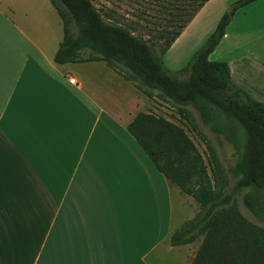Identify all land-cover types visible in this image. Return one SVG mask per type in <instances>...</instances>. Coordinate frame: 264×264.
Masks as SVG:
<instances>
[{"label":"crops","instance_id":"obj_1","mask_svg":"<svg viewBox=\"0 0 264 264\" xmlns=\"http://www.w3.org/2000/svg\"><path fill=\"white\" fill-rule=\"evenodd\" d=\"M52 6L0 0V264H147L165 240L191 264L171 243L186 194L128 128L152 99L104 61L57 63ZM210 59L264 102V0L237 10Z\"/></svg>","mask_w":264,"mask_h":264},{"label":"trees","instance_id":"obj_2","mask_svg":"<svg viewBox=\"0 0 264 264\" xmlns=\"http://www.w3.org/2000/svg\"><path fill=\"white\" fill-rule=\"evenodd\" d=\"M152 1V16L140 9L133 13L138 20L126 24L93 0H51L64 24L55 61L106 62L149 99L171 105L203 139L207 158L185 125L153 110L138 112L128 126L156 168L199 204L195 216L171 236L173 245L202 237L191 264H264V226L250 220L240 205L264 222V102L235 84L227 61L210 59L237 10L256 0L233 2L179 71L168 69L163 56L209 0ZM143 20L165 24L149 28ZM190 106L233 144V167L225 166Z\"/></svg>","mask_w":264,"mask_h":264},{"label":"rangeland","instance_id":"obj_3","mask_svg":"<svg viewBox=\"0 0 264 264\" xmlns=\"http://www.w3.org/2000/svg\"><path fill=\"white\" fill-rule=\"evenodd\" d=\"M93 1L97 5V7L103 11V13L114 12L115 16H117V19L122 20L121 22L126 24L134 22V21H126V20L129 19L138 20V18L134 16L133 13H137V11H139L140 9H147V11H149L151 16L155 13V11L152 9L154 7V3L152 4L153 2L152 0H93ZM223 2L224 0H214V2H212L209 6H207L205 10L200 12V14H198L199 12L197 13L198 15L195 20L196 22H194L191 29L183 36L181 41L177 44V47H175V49L171 51L168 50L166 56H164L165 57L164 63L168 69H170L171 71L181 70L183 67H185L188 64V62L191 60L194 54L202 47V45L207 40L205 39V36H207L206 38H208L212 34V32L217 27V24L219 23L222 15L229 9V8L228 9L223 8ZM51 9H52V13L54 12L55 15L52 21H60L62 27L61 33L64 39V24L62 22V19L54 6H52ZM141 23L143 25H147V27L149 28L151 27L159 28L161 24H165L164 21H144V20L141 21ZM149 28H147V31L145 30L144 32L145 34L148 32ZM118 82L115 81V86L117 87L120 86V81ZM146 99L149 98L146 96ZM149 101H152L151 105L154 104L155 107V108L153 107L150 108V110H153L154 112L158 114H162L174 120L175 122L185 125L190 136L193 138V140L199 147L203 156L207 158L208 151L205 142L198 134L188 129L189 126L186 125V120L181 116V114L177 110H175L171 105L167 104L166 102L158 98ZM189 109H191V111L197 118L201 129L207 133L209 138L218 148L220 157L223 160L225 166L227 168L233 167L237 160V155L233 144L227 141L223 136L214 133L207 125H205V123L202 121L200 117L199 112L195 108L190 106ZM183 200L184 197L181 193L175 194L174 196L175 229L176 228L179 229L184 224V223L182 224L184 218L189 217L191 219L199 211V204L192 196L186 194V203H184ZM240 205L243 213L250 220L264 226V222L260 221L257 217H255L242 203H240ZM201 242H202V237H199L195 242L190 243V246H188L191 252L190 256L192 260ZM168 243H169L168 240H165L158 250H156L153 254L147 256V264H187L186 259L188 257L186 256L188 255V248L186 246L180 248H170Z\"/></svg>","mask_w":264,"mask_h":264}]
</instances>
